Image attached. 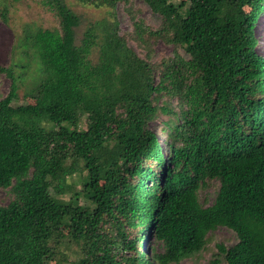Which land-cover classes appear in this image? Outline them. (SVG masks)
<instances>
[{
	"label": "trees",
	"instance_id": "1",
	"mask_svg": "<svg viewBox=\"0 0 264 264\" xmlns=\"http://www.w3.org/2000/svg\"><path fill=\"white\" fill-rule=\"evenodd\" d=\"M77 1L109 18L77 42L80 16L42 0L60 30L25 27L0 67V264H177L220 227L237 240L208 264H264V0H142L156 27L134 0ZM157 41L171 56L155 58ZM150 238L161 251L141 249Z\"/></svg>",
	"mask_w": 264,
	"mask_h": 264
},
{
	"label": "rangeland",
	"instance_id": "2",
	"mask_svg": "<svg viewBox=\"0 0 264 264\" xmlns=\"http://www.w3.org/2000/svg\"><path fill=\"white\" fill-rule=\"evenodd\" d=\"M66 4L80 16L81 24L75 29L77 42L82 37L87 24L98 21L103 18H109L108 10L106 8H95L91 5H83L77 0H64ZM4 3V0H0ZM8 8V17L6 23L0 19V67L10 66L12 55V48L16 39L20 37L25 27L60 30L59 18L57 15L46 7L42 0H5ZM132 8L136 19H143L146 25L156 27L159 23L157 15L153 14L150 8L142 0H134ZM116 17L120 33L128 32L132 29V21L125 11V5L118 4L116 7ZM255 36L257 39L256 52L264 58V13L259 17L255 27ZM133 46V45H132ZM171 47L164 45L157 41L153 45L155 58L171 56ZM93 61L96 59V53L92 55ZM10 89V80L4 74H0V99L5 97ZM18 103L19 105L33 104L34 100L26 95V89L20 87L18 89ZM158 122H151L150 128L156 132L158 129ZM218 186L212 184L211 187L202 194L212 203L215 198V193ZM6 194L0 190V203L5 204ZM237 240L236 235L225 227H220L212 233V243L207 248V251L199 256L198 260H183L177 264H208L210 257L209 250L214 248L215 243H224V245H232ZM153 247L156 251H161V246L158 245L152 238H150L149 246L141 248L144 252L149 253L150 248ZM71 260L73 257L70 255Z\"/></svg>",
	"mask_w": 264,
	"mask_h": 264
}]
</instances>
